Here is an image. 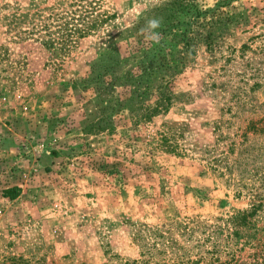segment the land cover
<instances>
[{"label": "rangeland", "instance_id": "rangeland-1", "mask_svg": "<svg viewBox=\"0 0 264 264\" xmlns=\"http://www.w3.org/2000/svg\"><path fill=\"white\" fill-rule=\"evenodd\" d=\"M61 1L0 0V44L8 48L0 57V264L20 254L50 264H102L107 250L135 259V235L145 226L169 228L182 240L179 222L189 221L195 243L220 218L248 207V195L238 197L225 178L203 173L194 156L169 155L146 142L165 121L184 123L190 152L212 143V122L236 85L258 81L253 101L264 103V53L251 41L264 33V0H228L222 9L229 20L213 49L201 43L170 66L179 99L146 124L133 125L120 113L108 134L84 128L97 116L95 98L91 90H72L71 81L105 52L108 33L123 52L126 29L167 0H105L113 20L72 53H23L3 15ZM199 1L209 7L218 0ZM248 43L251 49L241 51ZM13 186L19 193L10 198L4 190Z\"/></svg>", "mask_w": 264, "mask_h": 264}, {"label": "trees", "instance_id": "trees-1", "mask_svg": "<svg viewBox=\"0 0 264 264\" xmlns=\"http://www.w3.org/2000/svg\"><path fill=\"white\" fill-rule=\"evenodd\" d=\"M104 1L62 0L34 11L13 7L3 19L23 53H72L84 39L100 34L113 20ZM227 3L228 0H218L208 7L199 0H167L126 29L123 52L118 51L117 39L108 33L105 52L81 78L71 81L72 90H91L95 98L97 116L84 128L108 134L115 131L114 122L120 113L126 112L131 123L139 125L167 112L179 99V94L171 89L175 75L170 66L183 63L184 53H193L201 43L213 49L229 20L222 9ZM152 19L161 22L154 30L161 35L159 43L149 40V33L143 31ZM251 39L257 44L256 49L264 53V33ZM240 49H251L250 43ZM2 53H8V48L0 44V57ZM259 86L256 81L248 88L236 85L228 92L230 104L222 107L212 122V143L190 152L183 143L184 123L165 121L147 134L146 142L151 149L169 155L194 156L203 173L225 178L238 197L248 195V207L220 218L222 224L216 221L195 243L191 240L196 230L189 221L179 222L182 240L175 238L169 228L145 226L135 235L140 242L138 258L123 259L107 250L109 258L102 264H264V103L256 104L252 95ZM223 110L230 117L225 118ZM245 113L248 115L244 117ZM224 126L235 129L224 133ZM4 193L13 198L19 188H6ZM1 264L50 263L40 255L26 258L20 254L5 256Z\"/></svg>", "mask_w": 264, "mask_h": 264}, {"label": "clouds", "instance_id": "clouds-1", "mask_svg": "<svg viewBox=\"0 0 264 264\" xmlns=\"http://www.w3.org/2000/svg\"><path fill=\"white\" fill-rule=\"evenodd\" d=\"M161 26V22L158 19H152L148 21L147 26L143 31H146L149 33L148 39L154 41L155 43H159L161 40V35L154 30L159 28Z\"/></svg>", "mask_w": 264, "mask_h": 264}]
</instances>
